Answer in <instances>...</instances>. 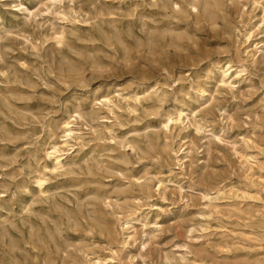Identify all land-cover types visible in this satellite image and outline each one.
Returning a JSON list of instances; mask_svg holds the SVG:
<instances>
[{"label":"rangeland","instance_id":"obj_1","mask_svg":"<svg viewBox=\"0 0 264 264\" xmlns=\"http://www.w3.org/2000/svg\"><path fill=\"white\" fill-rule=\"evenodd\" d=\"M192 1L0 0V264H264V12Z\"/></svg>","mask_w":264,"mask_h":264},{"label":"bare ground","instance_id":"obj_2","mask_svg":"<svg viewBox=\"0 0 264 264\" xmlns=\"http://www.w3.org/2000/svg\"><path fill=\"white\" fill-rule=\"evenodd\" d=\"M60 1L61 0H50L52 5H56L57 2H60ZM254 3L258 4L259 6L262 5V10L264 12V5L261 4L260 1L254 0ZM178 7H179V5H178ZM192 7L196 11H198L200 8L199 0H193L192 1ZM263 19H264V15H263ZM256 26H257V24H254V25L250 26L249 28H245L244 32L242 33V36L244 37L245 43L251 44L253 42V38L255 36L254 34H255V27ZM64 38H65V35H64L63 31H58L56 33V40L58 42L63 41ZM260 43H262V45L260 47L258 46L259 47L258 52H262L264 50V41L261 40L256 45H258ZM245 75H246L245 69L234 67V66L228 64L226 66V70H224V69L222 70L221 82L223 84H226L227 81H231L232 83H240L244 79ZM96 101L102 105H104V104L107 105V104L111 103V100L107 95L101 96L100 98L96 99ZM70 118H73V119H70ZM78 119L85 120L81 111L78 108H76L72 113H70L68 119H65L64 121L61 122V127H60L61 133H62L61 135H59L55 131V129L52 127H48L47 129H44V131L46 132V137L44 139V150H43V152H44V156H43L44 165H42V169L44 171L50 169L51 165L53 166L54 170H57L60 168H65L68 161L73 157V153L75 152V150H74V146H72L70 144V142L81 137V132L76 130L73 127L74 125H76L75 121ZM180 120H181V113L179 115V119L174 120L173 118L168 117V120L163 124L166 128H168L170 123L180 121ZM77 132H79V135L77 134ZM183 152L188 153V151H186L185 149L183 150ZM36 183L39 185V187H42V185L44 183V179L41 176H38L36 179ZM159 187H161V183L159 184ZM40 190L42 191V189H40ZM122 212H123V210H122ZM101 218H103V217L101 216ZM125 218L126 219L123 223V229L132 233L136 224L138 222H140V218L136 215L134 217L126 216ZM101 226H102V223H101ZM130 236L131 235H128V237H130ZM113 261H114L113 257H109V256H104V257L90 256L88 259L89 264H111Z\"/></svg>","mask_w":264,"mask_h":264}]
</instances>
